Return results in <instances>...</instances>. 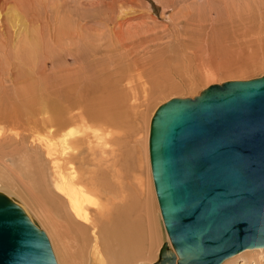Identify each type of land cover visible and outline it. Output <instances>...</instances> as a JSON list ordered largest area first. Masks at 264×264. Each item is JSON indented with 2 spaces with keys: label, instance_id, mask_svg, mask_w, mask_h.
I'll use <instances>...</instances> for the list:
<instances>
[{
  "label": "rangeland",
  "instance_id": "rangeland-1",
  "mask_svg": "<svg viewBox=\"0 0 264 264\" xmlns=\"http://www.w3.org/2000/svg\"><path fill=\"white\" fill-rule=\"evenodd\" d=\"M32 1L34 2L32 3ZM32 1L8 0V5L10 4V6L13 8L19 7L17 8V11L20 12H9L8 10L10 9H8L7 7L4 18L5 25L2 31L3 34L0 33V45L2 46V48L1 46L0 48L5 50H2V52H4V54H2L0 49V156L5 153H9L12 140L14 138L16 139L17 137V135L15 136V130L19 131V135L26 132L28 133L29 131L26 127V124H24V121L22 120L24 119L22 114L24 112V107L20 104L19 101L20 99L25 98V96H23L25 93L23 94V92L20 91V87L22 86L23 88L25 86L22 85V82H24L27 78L30 81L32 80L34 84L31 82V87L33 85L36 87L35 88L33 86L32 91H37V96L46 92H54L55 97V90L58 88L63 89L62 91H66L67 89L68 93L70 92L69 94H72L74 97V95H76V91L80 89L79 91L82 94V99H87V101L84 99L85 101L82 100V102H85V104L87 103L86 105L89 109H101L102 152L96 150L94 155L90 154V157L87 150L83 151V154H85L90 160H92L90 161L89 159H87L88 162H86L85 164L87 171L85 175H87V177H91L94 174H98L99 171V175L101 176V178L104 176L105 179H108L109 182H111V186H118H112V188L109 189V186H107L108 180H104L105 185L103 182L102 185L101 181H103V178L101 180L99 175H96L92 179L96 182H98L99 180L97 181L94 179H100L98 184H100L101 190L104 194H100L97 192V195L99 196V198H101V202L105 204L106 207L108 206L107 209H111L112 212H115H113L112 214V212L108 210L109 214H105L106 217L105 215L101 217V221H103L101 223L104 224V222L107 223L109 220L114 219L118 220L116 219V217H120V215H118L120 212L117 213L121 208L120 204L122 203V208L125 207V204H123L124 200L132 204L135 200L134 195H136V193H139V195H141L142 197L140 196L141 198H138L137 200L139 201V203H141V206L139 203H137L138 201H135L139 205V211H134L137 212L136 214L132 212V214L134 213V217L132 215L133 218H131L136 221L135 224H144V222H146L145 220L142 223L139 222L141 219L140 215L142 216L144 213L145 217L143 216L141 221L145 218L147 222H149H146L149 226L145 225L146 223L143 225L145 227H149H147V229L145 228V230L148 231L147 237L149 238H147L145 241V244L147 245V251L144 255L145 259H143L146 260V262L152 264L158 258L162 244L166 241L169 243L170 240L162 222L149 161L150 158L148 136L151 117L156 108L170 98L193 97L197 95L202 89L212 83H221L233 79H250L264 75V0H61L62 2L60 0ZM11 2L13 3L11 4ZM36 2L38 6L36 5ZM46 5L48 6V8ZM58 7L61 9H58ZM38 8H41L40 10L42 12H40ZM70 18L72 19V21ZM23 19L25 21H23ZM34 19L35 21H37L35 22ZM51 19L54 20L52 21ZM59 20H61L62 22L61 27L59 28H62L63 26L65 27V25H67L68 27L65 28L67 30H70L71 33H69L70 31L62 28V34L65 33L64 36L61 34L62 31L59 33L60 35L57 34V32H59V28H57V23L59 24ZM10 21L12 22L10 23ZM48 21H50L51 23H48ZM80 21H82L81 25ZM72 22H77L78 26L77 24L73 25ZM69 23L72 25H70ZM44 26H46L47 29ZM54 27H56V30L53 29ZM72 29L75 32H72ZM36 30L38 31L36 32ZM46 30H48V33H50V31L52 32L50 34L45 33V35H48H46L47 39L44 35V32ZM54 30L56 31V33ZM64 31H67L68 34ZM25 33H27L26 37ZM33 34L35 35V37ZM69 34L71 37H69ZM54 36L57 37H55L56 40L54 39ZM24 37L27 39L30 37V42H28L29 40H27V44L28 46H30V48L27 46L25 42L26 39H24ZM37 37L38 39H36ZM6 38L8 40H4ZM13 39L16 41H14ZM48 39L50 40V42ZM9 40L10 42H8ZM44 40H48V42L45 41L46 43H43ZM2 41H7L4 42V44L6 43L7 45H4ZM12 41L15 43H13ZM51 41L54 43H51ZM17 42H19V45L23 44L22 48L21 45L19 46L17 44ZM32 42L34 43V48L31 44ZM9 44L13 47L11 48ZM16 44L18 45V47L16 46ZM8 46L11 49H9ZM228 47L229 49H227ZM255 49L260 50L253 51ZM17 51L20 52V55L19 53L17 55ZM43 51L44 53H41ZM248 51H251L253 53H249ZM23 53L25 54L23 55ZM76 53L77 55H75ZM234 53L237 54L235 55ZM244 53H247V55ZM239 54H241V56H238ZM208 55V59H211L210 63L207 59ZM211 56H213L214 58ZM232 56L233 58H235L236 56V61L232 58ZM13 57L17 60H14ZM38 57L40 60L38 59ZM229 57H231L233 60ZM249 57H251L252 60H257L258 63L256 61H252L253 64L250 63V65H247V59ZM241 58L246 59V61L244 60L245 64L242 62V64L240 63V61L243 60ZM213 59L218 62H215ZM199 60L200 62H198ZM222 60H228L227 62L229 63ZM15 61H17V63ZM203 61L206 62L208 66L210 65L212 66V68L216 69L215 76L206 77L205 72L203 71ZM220 61L223 62L224 65ZM23 62L28 64L26 65ZM177 63H179V65ZM185 63H187V65ZM235 63H240V67L238 65V68L236 66L237 64L235 65ZM199 64H201V67L199 66ZM225 64L228 66V68H226ZM33 65L36 67H34ZM182 65H185L184 68ZM241 65L243 69H241ZM246 66L250 67L245 68ZM9 67L11 69H9ZM75 67L79 68L80 71L77 72L78 69H76ZM179 67H182L181 70ZM220 67H223L222 70L220 69ZM232 67L234 68V70ZM73 69H76V73ZM182 69H184V72H186V74L182 72ZM225 69L229 70L227 71ZM141 70L145 72H142ZM201 70L204 72L203 74ZM44 72L45 75H47L46 77L44 75ZM139 72L144 73V76L138 77L140 74ZM161 73L162 75L167 76V80L163 81L164 84H160V87L157 80L161 81ZM38 74L41 75L39 76ZM27 75L32 76L28 77ZM11 76H13L14 78ZM68 76L71 78L73 77V81L70 80ZM16 77L17 82L19 81L18 83L16 82L17 85L12 82V79L15 80ZM147 77L148 82L150 81V84L148 82L146 83V86L148 85V88H146L145 90L142 86V82L146 80ZM67 78L70 80V87H68L69 85ZM28 79L26 81H28ZM170 79H172L171 82ZM64 80L66 81L64 82ZM135 80L137 82L139 80V82L135 83ZM20 81L22 82L20 83ZM71 82H74L75 84H71ZM168 82L169 85L165 84ZM19 83L21 84V86H19ZM38 83L40 84V86H42L41 88ZM12 85H14L16 88ZM128 87H130L131 89ZM44 89L47 90L45 91ZM73 89H75V91ZM15 90L20 91L23 95H20L18 92V94L16 93L15 96H13ZM13 91L14 93H12ZM68 93L66 91L67 97ZM11 95L14 100H12L13 98L11 97ZM57 100L58 102H60L59 99ZM67 103L68 101L66 102V104ZM104 115L107 116L105 117ZM110 115L112 118L108 117ZM114 122L116 123L114 124ZM29 133L31 132L29 131ZM6 146L8 147V149ZM111 151H113L114 153ZM103 153L106 155V157H104L105 155ZM95 155L97 157H95ZM100 155H103L102 159H100ZM9 157L10 156H8V158ZM102 160H105L103 161L104 163L102 162ZM99 162H101L100 167L98 166ZM77 164L79 165V162H77ZM89 171H91L92 173ZM116 175L119 176V178ZM136 178L139 182L138 184L136 182ZM85 181H87L86 178ZM114 181L116 182V184ZM118 181L121 186L120 184H117ZM141 182L143 183L142 185L140 184ZM105 186H107V188H105ZM139 186L140 192L138 189ZM113 187L115 189H113ZM119 189L120 191H125L120 192L121 195H119ZM114 190H117L118 194L116 193V191L114 193ZM134 191L136 193H134ZM110 192H112L113 194ZM108 197L111 199H109L111 202H107ZM124 197L125 199L123 200L122 198ZM127 197H129L128 200ZM112 198L115 201H113ZM23 199L26 200V197L23 196ZM131 199L133 201H131ZM26 201L30 212L35 215V213L38 211L37 208V210H35L36 205L28 199ZM117 203L119 204V208L118 211H115V208L118 207L117 205H115ZM142 203H145L146 205L143 206ZM138 205L135 204L133 207H137L138 209ZM112 206H114L115 208H112ZM33 210H35L36 212ZM142 210L144 211L143 213ZM147 212L149 213V215L147 214ZM116 214L117 216L115 217ZM138 216L140 217L139 220H137ZM104 218H107L109 220ZM39 221L40 220L38 218V222ZM126 221L127 220H125L124 222ZM128 221L130 222V219ZM111 223L109 222L107 224ZM42 228L45 230L44 226ZM142 240L145 239L142 238ZM245 250L246 249L226 258L221 264H224L226 261H228L229 258L233 256H236L234 264H254L256 260L258 261V258L264 261V249L263 251L259 252ZM253 252L256 253L249 257L247 256L249 253ZM85 255H87V253H85ZM85 255L83 254L82 258L87 257ZM84 260L85 258H83V260L80 258V264H90L87 261H90L89 258H87V260L85 261ZM128 263L129 262H127V264Z\"/></svg>",
  "mask_w": 264,
  "mask_h": 264
},
{
  "label": "water",
  "instance_id": "water-1",
  "mask_svg": "<svg viewBox=\"0 0 264 264\" xmlns=\"http://www.w3.org/2000/svg\"><path fill=\"white\" fill-rule=\"evenodd\" d=\"M148 148L172 245L152 264H221L264 247V75L160 104ZM0 264H58L46 231L3 191Z\"/></svg>",
  "mask_w": 264,
  "mask_h": 264
},
{
  "label": "bare ground",
  "instance_id": "bare-ground-1",
  "mask_svg": "<svg viewBox=\"0 0 264 264\" xmlns=\"http://www.w3.org/2000/svg\"><path fill=\"white\" fill-rule=\"evenodd\" d=\"M7 1L8 0H0V33H2V34H3L2 31H3L4 25H5L4 18H5V14H6L5 11H6L7 7H8V9H10V10H8L9 12L10 11L18 12L17 8H19V7H17V8L11 7L10 4L8 5ZM33 2L34 1H32V3ZM61 2H60V4H61ZM12 3L13 2H11V4ZM53 3H55V2H53ZM53 3H52V6H53ZM36 5H37V2H36ZM55 7H56V5H55ZM47 8H48V6H47ZM38 9L40 10L41 8H38ZM58 9H61V8L58 7ZM40 12H42V11L40 10ZM47 13H48V11H47ZM49 16H50V14H49ZM44 17H46V16H44ZM50 18H51V16H50ZM28 19H30V18H28ZM23 21H25V20L23 19ZM34 21H35V19H34ZM71 21H72V19H71ZM11 22L12 21H10V23ZM49 22L50 21H48V23ZM56 23H55V25H56ZM72 23H73V25L77 24V26H78L77 22L76 23L72 22ZM81 23H82V21H80V25H81ZM61 24H62V22H61V20H59V24L57 23V25H58L57 28L61 27ZM63 25H65V24H63ZM70 25H72V24H70ZM75 26H73V27H75ZM44 27H46V26H44ZM65 27H68V26L65 25ZM65 27L63 26L62 28L67 30ZM22 28H23V26H22ZM62 28L58 29L59 30V32H57L58 35H60L59 33L63 30ZM35 29H37V28H35ZM46 29H47V27H46ZM53 29L56 30V27H54ZM37 31L38 30H36V32ZM43 31H42V35H43ZM67 31H70V30H67ZM67 31H64V32H66L68 34ZM72 32H75V31L73 30ZM34 33H35V31H34ZM45 33L50 34L52 32L50 31V33H48V30H46L44 32V35H45ZM55 33H56V31H55ZM62 33H63V31L61 32V34ZM69 33H71V31ZM64 34H62V35L64 36ZM26 36H27V33H25V37ZM47 36L45 37L46 39H47ZM25 37H24V39H26L25 42L27 44V40H29L30 37L28 39L25 38ZM34 37H35V35H34ZM55 37L56 36H54V39H55ZM67 37H68V35H67ZM69 37H71L70 34H69ZM45 38H43V39H45ZM36 39H38V37ZM4 40H8V39L6 38ZM30 40L28 42H30ZM48 40L47 41L44 40L43 43L48 42ZM52 40H53V38H52ZM14 41H16V40H14ZM2 42L4 44V42H7V41H2ZM8 42H10V40ZM19 42H17L18 45H19ZM49 42H50V40H49ZM13 43H15V42H13ZM22 43H24V42H22ZM51 43H54V42L51 41ZM17 44H16V46L18 47ZM31 44H32V46L34 48V45H33L34 43L32 42ZM203 44H204V42H203ZM22 45H21V48H22ZM10 46H11V48L13 47L12 45H10ZM27 46H28V44H27ZM3 47H5V46H3ZM28 47L30 48V46H28ZM46 47H47V45H46ZM53 47H54V44H53ZM1 48H2V46H1ZM8 48H9V46H8ZM11 48H9V49H11ZM16 49H18V48H16ZM227 49H229V47ZM2 50L3 49H1V53L4 54V52H2ZM6 50H8V49H6ZM256 50L257 49H255L253 51H256ZM258 50H260V49H258ZM3 51H5V50H3ZM248 52L250 53L251 51H248ZM18 53L20 55V52L17 51V55H18ZM25 53H26V51H25ZM25 53H23V55ZM41 53H44V51L41 52ZM77 53L75 55H77ZM251 53H253V52H251ZM263 53H264V51H263ZM79 54H80V52H79ZM244 54L247 55V53H244ZM255 54H256V52H255ZM15 55H16V52H15ZM209 55H208L207 59L209 58ZM242 55H243V53H242ZM238 56H241V54H239ZM25 57H26V55H25ZM211 57H213V56H211ZM244 57H245V55H244ZM15 58H16V56H15ZM20 58H21V56H20ZM229 58H231V57H229ZM232 58H233V56H232ZM235 58H236V56H235ZM235 58H233V59L235 60ZM13 59H14V57H13ZM13 59H10V60H13ZM38 59H39V57H38ZM241 59H243V58H241ZM14 60H17V59H14ZM244 60L246 61V59H243L242 61L239 60V61H240V63L242 62V63L245 64ZM210 61H211V59L209 60V63H210ZM214 61L218 62L216 60H214ZM222 61H226V60H222ZM235 61H233V62H235ZM252 61H256L258 63L257 60H252V58L249 57L247 59V65H250V63H252ZM15 62L17 63V61H15ZM198 62H200V60ZM221 63H223V62H221ZM227 63H229V62H227ZM24 64H26V63H24ZM177 64L179 65V63H177ZM185 64L187 65V63H185ZM236 64L237 63H235V65ZM239 64H237L236 66L238 67ZM200 65L201 64H199V66ZM223 65H224V63H223ZM227 65H226V68H228ZM232 65H234V64H232ZM175 66H176V63H175ZM184 66H183V68H184ZM196 66H198V65H196ZM203 66H204V69L203 68L202 69L205 72L206 77H209V76L213 77V76L216 75V69L215 68H212V66H210V65L208 66L206 64V62H204V61H203ZM34 67H36V66H34ZM76 67H78V66H76ZM239 67H240V65H239ZM241 67H242V65H241ZM247 67H250V66H246L245 68H247ZM181 68H180V70H181ZM222 68L220 67L221 70H222ZM238 68H236V69H238ZM9 69H11V68L9 67ZM76 69H78L77 72L80 71L79 68H76ZM76 69L75 70L73 69L75 73H76ZM197 69H199V68H197ZM241 69H243V67ZM36 70H37V68H36ZM62 70H64V69H62ZM182 70H183L182 72H184V69H182ZM225 70H227V69H225ZM233 70H234V68H233ZM65 71H64V73H65ZM70 71H71V69H70ZM203 71L201 70L202 74L204 73ZM11 72H12V70H11ZM13 72H15V71H13ZM38 72H39V70H38ZM74 72H73V74H74ZM142 72H145V71H142ZM142 72H139L140 74H139L138 77H143L144 76L143 75L144 73H142ZM171 72H173V71H171ZM175 72H176V70H175ZM178 73H179V71H178ZM184 73L186 74V72H184ZM217 73H219V72H217ZM44 75H45V72H44ZM134 75H136V74H134ZM160 75H161L160 77H162L161 78L162 82L167 80V76L166 75H162V73ZM13 76H11V77H13ZM27 76L29 77V76H32V75H27ZM46 76L47 75H45V77ZM60 76H62V75H60ZM69 78L72 81L74 79L73 77H72L73 79L71 77H69ZM158 78H159V76H158ZM16 79H17V77L15 78V80L12 79L13 80L12 82L15 83V85H17V83L19 82V81L17 82ZM162 79H164V80H162ZM26 80L24 82L20 81V83L22 82V85H25L23 88H22L20 83H19L20 85L18 84L19 86H21L20 87V91L23 92V94L25 93L24 95L18 90H15V93L13 91L12 93H14L13 96H15L16 93L18 94V92H19L20 95L25 96L24 99H20L19 100L20 104L24 107V112L22 113L24 119H22V120L24 121V124H26L27 129L31 133H29V131H28L29 134L26 132L27 134L26 133H22V134L19 135V131L15 130V136L17 135V137H16V139L14 138L12 140L11 149H10L9 153H5L3 155L1 154L2 156H0V191H3L5 193H7L9 196H11L15 200H17L19 202V204L21 206H23V208L27 211V213L32 218L36 219L37 222H38V218H39L40 221L38 223H39L40 226L42 225V227L43 226L45 227V230L47 231L48 237L50 239V242L52 244L53 250L55 252V255L57 257V261H58L59 264H80V262H79L80 258L82 260H83V258H85V260H87V258H89L90 261L89 260H87V261L90 264H125V263L127 264V262H129L131 264H151L149 262H146V260H144L145 259L144 255H145V253L147 251V249H146L147 245L145 244V241H146L147 238H149V237H147L148 236V231L145 230V228L147 229V227L149 226L147 223H149V222H147V220L145 218L141 221L143 216L145 217V215L143 213L144 212L143 210H142L143 215L142 216L140 215L141 219H140L139 216H138V219L137 218L136 219L137 220L140 219L139 222H141V223L144 222V220H145L147 223L144 222V224L146 223L145 225H148L147 227L143 226L144 224H140V223L139 224H137V223L135 224L136 221L134 219H132L134 217L133 214L137 213V212H134V211H137V210L139 211V205L137 204V203H139V201L137 199L141 198L142 196L139 195V193L137 194L134 191V193H136V195H134L135 200H134L133 203L138 205V209H137V207L136 208L133 207L135 204H133L132 202H131L132 204H130L128 201L126 202L124 200L125 197L122 198L124 200L123 204H125L124 208H122V206H121L122 203L120 204V207L122 209L120 208L119 211H118V208H119V206H118L119 204L118 203L115 204V205L118 206V207L116 206L117 208L112 206V208H115V211H118L117 213L120 212L118 214V215H120V217L117 218L116 217L117 214L115 215L116 219H118V220H115V219L114 220H109L107 218H104V219L109 220L107 223H109V222L111 223V221H112V223L111 224H107L106 222H104V224H103V223H101V222H103V221H101V219H102L101 217L104 216L105 214H109V211H111V209L110 210L107 209L108 206L106 207L105 204H103L101 202V198H99V196L97 195V192L100 193V194L101 193L104 194L102 192L100 184H98V182L100 181V179L102 180V178H103V181H101V183L103 182L104 185H105L104 180H108V179H105L104 176L101 178V176L99 175V173H100L99 171H98V174H96V175H99L100 179L99 178L98 179H94V180H97V181L99 180L98 182L92 180L96 176L95 174L93 176H91V177H87V175H85V173L87 171L85 164H86V162H88L87 159H89V158H88V156L83 154V151L87 150V152L89 153V156H90V154L94 155L96 150L102 152L101 151V109H99V108H93V110H91V108L89 109L87 107V105H86L87 103L85 104V102L84 103L82 102V100H84L85 98L82 99V94L79 91L80 89L78 91H76V95H74V97H73L72 94H69L70 92L68 93L67 89H66V91L68 93L67 94L68 97L66 96V91H62L63 89H58V88L55 90L56 91L55 97H54V94H55L54 92H46L44 94H41V95L37 96L36 95L37 91H34V92L32 91V87L34 85L31 87V84L33 83V81L32 80L30 81L29 79H28V81H26ZM34 80H36V79H34ZM66 80H64V82ZM70 80L69 79L67 80L68 81V85H69L68 87L71 86L69 84ZM171 80L172 79H170V82H171ZM142 81H143V79H142ZM157 81L159 83V86H160V84L161 85L164 84V82L162 83L159 80H157ZM138 82H139V80H138ZM138 82L136 81L135 83H138ZM147 82H148V77H147L146 80H144L142 82L143 83L142 86L144 87L145 90H146V88H148L147 87L148 85L146 86ZM72 83H74V82H71V84ZM148 83L150 84V81ZM155 83H156V81H155ZM130 84H129V86H130ZM165 84L169 85V82L165 83ZM156 85H158V84H156ZM12 86L15 87L14 85H12ZM39 86H40V84H39ZM136 86H137V84H136ZM41 87L42 86H40V88ZM132 87H134V86H132ZM128 88H130V87H128ZM156 88H157V86H156ZM75 89H73V90L75 91ZM149 90H150V87H149ZM129 93H131V92H129ZM11 97H12V95H11ZM17 99H19V98H17ZM57 99H59V101L61 103L58 102ZM12 100H14V98ZM85 100L87 101V99H85ZM67 101H68V103L66 104ZM94 109H97V110H94ZM104 116L106 117L107 115H104ZM108 117H111V115L108 116ZM105 119H107V118H105ZM115 123L116 122H114V124ZM17 125H19V124H17ZM24 130H26V129H24ZM6 138H8V137H6ZM3 139H4V137H3ZM7 149H8V147H7ZM111 152H113V151H111ZM8 156H10V157L8 158ZM102 156L100 157V159H102ZM107 156H109V155H107ZM95 157H97V156L95 155ZM104 157H106V155ZM110 157H111V155H110ZM95 160H97V159H95ZM90 161H92V160H90ZM103 161H105V160H102V162ZM77 162H79V165L77 164ZM99 164H98V166L100 167L101 166V162H99ZM107 165H108V163H107ZM112 166H110V167H112ZM89 172H91V171H89ZM92 172H93V170H92ZM117 177L119 178V176H117ZM85 178L87 179V181H85ZM113 178H115V177H113ZM107 182L110 184L109 185L107 183V186H109L108 187L109 189L112 188V186L118 187V186H115V185L111 186V182H109V180ZM136 182H137V184L139 183L137 181V178H136ZM103 183H102V185H103ZM115 184H116V182H115ZM117 184H120L119 181H118ZM140 184L142 185L143 183L141 182ZM107 186H105V188H107ZM120 186H121V184H120ZM114 187H113V189H115ZM139 188H140V186L138 187V189ZM136 190H137V188H136ZM115 191H116L117 194L119 192V195H121L120 192H123L125 190L120 191V189H119L118 192H117V190H114L113 192L115 193ZM139 192H140V189H139ZM141 192H143V191H141ZM110 193H112V192H110ZM137 195H139V196H137ZM23 196L26 197V200L28 199L29 201L33 202L36 205L35 210L38 209V211L37 212L35 210H33V211L36 212L35 215L38 218L30 212V210H29V208H28V206L26 204L27 201L25 199H23ZM136 196H137V198H136ZM109 197H111V196H109ZM109 197H108V201L107 202H109L111 200ZM134 197H133V199H134ZM128 199H129V197H127V200ZM112 200H113V198H112ZM113 201H115V200H113ZM131 201H133V200L131 199ZM135 201L136 202L138 201V202L136 203ZM146 201H147V199H146ZM119 203H120V201H119ZM139 204L141 206V203H139ZM142 205L144 206L146 204L142 203ZM140 209H141V207H140ZM145 209H147V208H145ZM113 212H112V214H113ZM132 212H134V213L132 214ZM37 213H38V215H37ZM147 214L149 215L148 212H147ZM132 215H133V217H132ZM148 215H147V218H148ZM150 216H151V214H150ZM105 217H106V215H105ZM129 219H130V222L128 221ZM125 220H127V221L124 222ZM106 224H107V226H106ZM134 237H136V238H134ZM142 238H144L145 240H142ZM169 245L172 247V245L170 244V241H169ZM263 249H264V247H258L256 249H248L247 248L245 251H258L259 252V251H263ZM88 251H89V254H88ZM85 253H87V255H85ZM255 253L256 252L249 253L247 256L249 257L251 255H254ZM83 254L85 256H87V257H83L82 258ZM235 257L236 256H233V257L229 258L228 261H226L224 264H234V261L236 259ZM254 264H264V261L262 259L258 258V261L256 260Z\"/></svg>",
  "mask_w": 264,
  "mask_h": 264
}]
</instances>
